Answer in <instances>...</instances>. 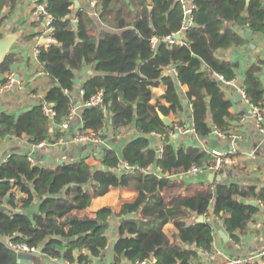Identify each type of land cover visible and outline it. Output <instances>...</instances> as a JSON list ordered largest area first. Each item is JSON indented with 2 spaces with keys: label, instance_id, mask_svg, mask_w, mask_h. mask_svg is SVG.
Wrapping results in <instances>:
<instances>
[{
  "label": "trees",
  "instance_id": "obj_1",
  "mask_svg": "<svg viewBox=\"0 0 264 264\" xmlns=\"http://www.w3.org/2000/svg\"><path fill=\"white\" fill-rule=\"evenodd\" d=\"M96 1L102 21L113 30H102L93 36L96 22L86 9L74 16L73 0H48L56 43L42 47L37 60L44 74L54 81L44 103H54L56 115L51 120L44 113V103L19 114L2 111L0 141L18 138L38 146L63 138L60 125L73 108L67 90L73 89L76 72L85 66L93 67L97 74L83 87L84 102L102 91L104 104L85 105L82 126L73 137L93 131L104 139L107 125L117 137L127 134L134 123L141 136L124 146L121 158L113 149L102 150L103 168L95 171L85 158L52 167L42 162L33 164L28 154H11L0 164V204L17 208L21 201L20 208L27 211L36 197L41 204L36 213H0V237L42 247V256L53 261L63 258L70 263L94 264L109 243L105 232L110 226L112 208L104 207L95 216L78 217L73 213L85 210L94 197L106 194L111 187L134 185L140 195L135 203L125 205L123 212L140 210L141 216L121 223L120 237L114 246L117 263L128 259L136 264L153 256L154 264H191L198 257L193 247L211 252L213 227L209 222L190 224L185 218L194 213L205 215L213 205L214 214L223 215L226 229L238 240L236 233L244 231L260 209V204L251 202L264 203V188L216 182L215 191L206 189L168 199L161 190L173 191L183 185L182 181L172 182L155 174L143 176L133 170L158 163L164 172L180 174L212 159V154L199 146L178 148L173 144L172 130L159 112L166 116L171 111L180 113L184 104L173 78L165 75L168 68H175L179 81L189 86L187 98L194 133L203 139L214 128L220 134H232V102L225 96L218 75L233 80L238 65L218 58L216 53L246 41L236 27L264 33V0H194L193 21L187 28L185 0ZM18 2L0 0V12L6 7L13 9ZM2 22L0 19V38L4 36ZM38 23L42 26V21ZM173 34H181L180 42L171 44L166 40ZM16 60L17 56L9 53L0 64V72H11ZM263 69V59L252 64L242 86L250 103L261 107ZM161 82L168 85L165 97L170 107L151 103L152 89ZM154 131L164 137L160 156L149 147V135ZM122 162L130 168L126 172L113 171L120 170ZM15 189L27 197L17 201ZM168 222H174L177 228L173 242L164 230Z\"/></svg>",
  "mask_w": 264,
  "mask_h": 264
},
{
  "label": "crops",
  "instance_id": "obj_2",
  "mask_svg": "<svg viewBox=\"0 0 264 264\" xmlns=\"http://www.w3.org/2000/svg\"><path fill=\"white\" fill-rule=\"evenodd\" d=\"M37 0H19L17 6L13 9L6 7L3 11L1 30L5 35L8 31L13 36L15 43L12 52L17 56L16 62L12 65L11 72L15 75L14 84L7 89L3 88L5 84L3 79H7L8 72H0V112L6 111L9 113H20L30 109L32 106L44 103L45 95L54 84L53 79L46 76L41 69L36 58V50L39 43L38 37L41 35L42 27L36 20L33 10ZM78 2V5L77 3ZM187 6H191L193 0H185ZM73 15L77 11L86 9L92 19L96 22L93 26V36H97L102 30H113L110 26L104 23L100 17V11L97 10L96 0H73ZM72 15V16H73ZM190 18L186 17V21ZM185 21V22H186ZM240 32H243L246 41L241 45H234L227 49H219L216 56L225 61H231L238 65L237 76L231 80V83L223 82V91L225 96L232 102L230 112L233 119L230 121L232 134H220L214 128V132L207 138L203 139L194 133L193 129V116L191 104L187 98L189 86L182 84L178 77L175 68L171 67L166 69L165 75H170L178 88V92L183 103L186 99L189 108L184 109L182 112L171 113L166 116L172 120V129L170 125H166L172 131L170 132L173 138L175 147L181 146H199L203 151L210 152L212 149H221L231 153L238 159V164L227 165L221 172L217 174L223 175L221 183L224 184H239L244 187L255 186L258 190L264 188V136L256 128L254 119L251 115V108L244 98L243 83L245 73L249 67L257 62L259 59L264 60V33H253L251 29H243L236 27ZM249 32V33H248ZM182 38V36H181ZM180 39L178 41L180 42ZM93 48V47H92ZM97 73L91 66H85L80 71L76 72L75 84L72 90L67 92L72 97V118L70 127L74 126L75 130L82 126V114L85 107L84 85ZM262 78L264 79V69ZM168 90V85L165 82L159 83L153 87V97L151 103L155 106L161 105L170 107L171 103L168 102L165 95ZM241 93L242 97L237 98L236 94ZM80 103V106H77ZM184 104V103H183ZM162 118V117H161ZM163 120V119H162ZM211 121V119L209 118ZM111 123V119H110ZM109 123V124H110ZM165 123V122H164ZM180 127L190 128L184 138L176 137V130ZM53 131V127L52 130ZM63 131V130H62ZM106 138L96 147L95 144L90 142H78L69 139L70 128L64 130V137L58 140L57 143H41L38 146L30 145L27 140L13 138L19 140L17 145L22 146L21 154L31 155L35 163L42 162L43 164L56 167L64 163H73L85 158L86 162L95 170L102 169L101 162L102 150L113 149L118 153L121 158L124 146L141 136V132L137 129L136 123L132 125L131 130L127 134L114 137L111 127L109 125L104 128ZM149 147L156 150L157 155L160 156L164 147V137L161 133H154L149 135ZM115 172H126L127 169L122 165L120 170L113 169ZM146 174H155L158 177H167L172 182H183V185L169 191L166 189L161 190L163 195L168 199L174 195L182 196L194 195L198 191L212 189L216 190L217 180L211 182L209 180L210 173H199L196 175L188 173L171 174L164 172L158 163H152L146 167L133 170ZM117 172V173H118ZM134 186V185H133ZM111 187L110 190L101 196L94 197L90 205L83 211L74 212L73 214L78 217L85 215L95 216L96 213L104 208L111 207L112 214L108 216L110 226L106 229L105 234L109 238L107 248L103 251L100 257L94 259V264H133L128 259H122L117 263L114 253V246L120 237L119 228L123 221L127 219H137L141 216V211H128L123 212V208L127 204H133L137 201L140 192L136 187ZM17 201L19 198H26L27 195L15 189ZM260 202V201H259ZM252 203V202H251ZM41 199L36 197L31 207L23 210L20 207L22 202L18 201V209L23 212L36 213L39 210ZM132 215L133 217H128ZM201 214L189 215L186 220L190 224L209 222L213 227L214 241L212 243V250L210 253L205 252L203 249H197L198 257L194 259L191 264H222L226 256L232 255H251L258 250L264 248V203H260V209L253 216L248 223L247 228L242 232H237V239L233 238L230 232L226 229L223 222V215H215L213 205L210 206L208 213L204 216V220L199 222L198 217ZM170 242L175 240V233L177 228L174 222H168L164 226ZM223 231L230 237L229 240L223 238L220 232ZM8 238V237H4ZM189 248V245H186ZM222 254L217 256V252ZM46 256H40L41 259H46ZM156 262V257H151V260ZM47 261H52L49 258ZM40 264V261L39 263ZM49 264V263H48ZM58 264H77V263H58ZM139 264V263H136Z\"/></svg>",
  "mask_w": 264,
  "mask_h": 264
},
{
  "label": "built area",
  "instance_id": "obj_3",
  "mask_svg": "<svg viewBox=\"0 0 264 264\" xmlns=\"http://www.w3.org/2000/svg\"><path fill=\"white\" fill-rule=\"evenodd\" d=\"M194 1V0H193ZM185 14L186 17L190 18L189 20H185V28H187L193 21L192 17V9L194 8V4L192 3L191 6H187L185 3ZM33 14L37 21H42V33L38 37L39 43L36 50V58L38 59V55L40 53V49L42 47H49L51 44L56 43V39L54 37V21L52 14L48 11V0H37ZM175 34L168 35L166 37V40H168L171 44L175 43L177 39H174L173 36ZM181 35V34H180ZM154 44L156 43V38L154 39ZM218 77L223 81L227 83H231V80H226L222 75H218ZM15 75L12 72H8L7 81L3 85L4 89L10 88L14 82H15ZM244 98L248 102L250 108H251V115L254 119V123L256 128L262 133L264 136V106H256L252 105L247 98L245 92H244ZM104 104V96L102 91L98 92L97 94L93 95L88 101L85 102L86 106H99ZM54 103H44L43 110L44 113L53 120L56 111L53 108ZM71 118L72 114L60 125L61 130H68L71 125ZM179 131L183 133H188L191 131L190 128L186 127H180L178 128ZM74 140L78 142H90L95 145H99L103 139L100 137L99 134L89 131L86 133H76L74 136ZM212 154V159L206 162L203 166H193L191 167L186 173L188 174H199V173H219L221 172L227 165L232 164H238V159L232 155L231 153H228L226 151H223L221 149H212L210 151ZM29 160L35 164L34 158L30 155ZM123 168H130V165L126 162H122ZM13 248L19 251L23 252H34L37 250L34 246H29L25 243H14L13 241L10 243ZM222 253L220 251L217 252V256L221 255ZM154 260H144L139 262V264H154ZM222 264H264V248L258 250L257 252L251 254V255H232V256H226L224 260L222 261Z\"/></svg>",
  "mask_w": 264,
  "mask_h": 264
},
{
  "label": "water",
  "instance_id": "obj_4",
  "mask_svg": "<svg viewBox=\"0 0 264 264\" xmlns=\"http://www.w3.org/2000/svg\"><path fill=\"white\" fill-rule=\"evenodd\" d=\"M78 5V2H76ZM133 9V6H131ZM4 16L3 13L0 12V19ZM249 33V32H248ZM174 39H180V34H175L173 36ZM15 43V40L12 35L8 33V31H5V35L0 38V64L4 61L6 56L12 52L13 45ZM219 78V77H218ZM237 98L242 97L241 93L236 94ZM183 103L186 108H189V104L187 103V100L184 99ZM80 106V103L77 105ZM163 121L166 125H170L172 129H175V126L172 125V120L164 115L161 116ZM75 127H70V136L69 139H73ZM176 137H180L181 139L184 138V135H181L179 130H176ZM18 139L15 140L13 138H9L4 141H0V164L6 160L11 154H21L20 151L22 149V146L17 145ZM223 175L217 174L215 172H211L209 174V180L211 182H214L217 180V182H221L223 179ZM253 205L258 206L260 202L258 201H252ZM0 213H24L21 209L13 208L12 206L8 204H0ZM128 217H133L132 215H129ZM204 220V216L200 215L198 217V221L201 222ZM220 234L225 238L226 240H229L230 237L226 235L223 231L220 232ZM12 237L4 238L0 237V264H38L40 261V264H58L64 263V259L61 258L56 261H47L46 259H41L40 256L42 255V247H38L36 251L28 253L16 250L11 246Z\"/></svg>",
  "mask_w": 264,
  "mask_h": 264
}]
</instances>
